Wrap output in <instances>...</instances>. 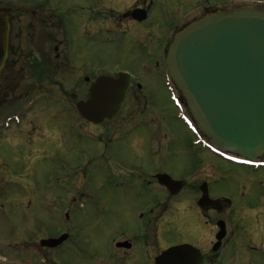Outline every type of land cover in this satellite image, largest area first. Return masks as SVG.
Listing matches in <instances>:
<instances>
[{
  "label": "flooded vegetation",
  "instance_id": "flooded-vegetation-1",
  "mask_svg": "<svg viewBox=\"0 0 264 264\" xmlns=\"http://www.w3.org/2000/svg\"><path fill=\"white\" fill-rule=\"evenodd\" d=\"M115 1L119 3L121 0H113L111 3ZM127 1L129 7L116 12L105 6L103 0H98L95 4L93 0H0V11L8 18L7 56L0 71V105L8 102V127L11 123H15L18 127L22 126L19 131L22 132L23 159H29L32 163L42 162L50 152L56 150L49 146L48 142L44 144L42 135L37 134V137H34L35 132L41 131L40 127H44V133L52 134L60 147H64L61 144L68 138L80 143L82 140L93 138L96 132L103 135L110 129L104 128V125L116 119L122 112H125L122 114V118L125 116L122 123L125 122L112 128L111 132L119 128H134L133 133H136L141 127L148 125V123L136 122L140 114L145 111V108H141L142 105H149L144 94L145 85L141 81L143 76L137 77L127 71L110 73L104 67L94 66L89 59L91 51L86 47L87 38L93 35L94 14L115 19V25L118 26L124 20L145 21L154 4V0ZM184 1L179 4L170 3L172 6L179 5V18L182 21L181 25L174 29L173 36L193 20L237 7L236 0H189L188 8L183 10ZM136 9H145L147 18L141 21L135 19L133 12ZM107 28L109 29V24ZM81 38L84 39L85 46L79 43ZM172 38L167 44L158 45L157 49L160 48L158 51L157 49L152 51L151 57L155 59L154 69H148V73L153 74L152 71L164 68L166 70L164 86L169 90L173 83L180 92L181 104L189 109L188 101L174 82L167 63ZM121 72L130 74L131 81L118 114L100 123L83 117L78 109V103L92 99L93 84L101 76L118 77ZM159 78L163 80L162 77ZM140 101L141 106L137 108ZM15 102L18 104L14 106ZM128 102L132 103L133 108L126 110ZM135 107L134 115L135 112L130 109L134 110ZM49 114L54 120L55 127L52 129L47 128L52 122ZM40 115H42L41 119H39ZM93 127L100 128L93 130ZM155 143L156 141L147 140L136 133L128 146L122 147L120 140H112L104 146L99 155L109 169L101 173L103 178L100 187L103 190H122L126 196L135 197L141 202L138 206L140 209L137 210V218L134 215L131 219L133 226L116 227L107 238H104L105 242L99 241L102 239L95 241L90 239L93 247L85 246L86 248L72 238L70 228L62 229L57 235L38 237L22 247L25 257L32 258L26 264H57L56 258L66 244L74 253L77 252L78 255L88 259V264H157L158 257L165 251L189 244L187 241L165 240L166 231L169 232L171 228L166 225L168 220L164 218V214L169 212L173 203L184 198L187 193L198 195L194 200L195 207L206 223L212 227L207 251L189 244L200 251L203 264H217L215 261L226 251L230 261L235 262L243 257L264 263V193L257 192L254 199L250 198L248 203L239 205L241 211L236 210L233 198L230 204L224 203L219 209H203L198 201L202 196L204 181L196 184L190 180L189 175L179 179L172 178L165 169L164 162L158 161L156 155L152 154V151L155 153ZM126 149L134 150L138 155L147 153L148 162L138 165L136 172L125 171L122 167L127 165L123 161ZM82 154L86 163L79 162L74 171L71 196L66 203L67 211L64 212L66 222L71 221L69 210L77 208L80 202L82 206L83 200L91 197V190L85 187V184L89 183L90 176H95V173L90 172L89 167L94 156L91 150L83 149ZM228 162L245 166L252 173H257L264 168V155L258 157L256 161L234 157ZM113 163L121 170L113 171ZM5 178L2 177L3 180ZM94 181L97 184L100 182L97 178ZM43 195L32 180L27 179L24 186L15 188L12 193L8 191L5 182L0 187V225L4 221L8 222L10 216L8 207L11 204H18L16 207L19 206L25 211L33 206L41 209L44 207ZM209 196L212 199L225 198L212 197L210 191ZM54 201L50 211L54 220L60 223L59 204L57 199ZM183 203L186 202L179 205ZM120 208L122 204L116 209ZM174 223L183 225L181 229L188 228V221L180 220V223L178 221ZM222 225L224 231L221 229ZM106 228L103 227L102 231L104 232ZM221 233L222 237L218 239ZM63 234H67L68 238L57 246L42 244L43 240L59 238ZM0 244V258L3 254L2 263L8 264V249L14 248L8 247V240L1 233Z\"/></svg>",
  "mask_w": 264,
  "mask_h": 264
},
{
  "label": "rangeland",
  "instance_id": "rangeland-1",
  "mask_svg": "<svg viewBox=\"0 0 264 264\" xmlns=\"http://www.w3.org/2000/svg\"><path fill=\"white\" fill-rule=\"evenodd\" d=\"M94 4L98 0H93ZM105 6H109L114 11H123L129 7V1L121 0L119 3L113 0H103ZM183 0H154L152 10L145 21L124 20L116 26L115 19L106 16L95 15L93 20V35L87 38V48L91 55L89 57L94 66L104 67L110 73L115 71H127L137 77H142L145 85L144 94L149 101V105H142L145 111L140 114L137 123H148L141 127L136 133L147 140L156 141L155 153L158 161L164 162L165 169L172 178H184L189 175L190 180L196 184L204 181L209 187L212 197L224 196L233 198L236 210L241 211L239 205L248 203L250 198L254 199L257 192L264 193V168L257 173H252L245 166H241L228 161L211 153L207 148L205 137L201 134L200 128L190 110L180 102V92L172 83L169 90L165 85V69L161 68L148 73V69H154L155 59L152 58V51L158 45H165L173 37L174 29L181 25L180 8L172 6L170 3L179 4ZM189 0L183 2V10L189 6ZM236 5H257L264 6V0H236ZM170 6V8H169ZM170 10L171 12H168ZM102 20V21H101ZM102 23H104L102 25ZM109 24V29L106 26ZM80 44L85 46L84 39L81 38ZM160 49V48H158ZM157 49V51H158ZM162 77L163 80H160ZM163 81L164 83H162ZM172 82V81H171ZM14 106L18 102L13 103ZM164 104V106H163ZM126 110L133 108L128 102ZM141 106V101L137 108ZM136 114V107L134 110ZM122 112L116 119L109 121L104 128H110L103 135H96L89 140H82L78 143L70 138L66 139L60 147L56 138L52 134H45L44 127H40L44 144L56 149L50 152L48 157L42 162H31L23 159L22 132L19 131L15 123L8 127V102L0 105V187L6 185L8 191L24 186V182L32 180L38 187L39 192L43 193L44 207L33 206L30 210L20 209L18 204H11L8 207V222L4 221L0 225V233L8 240V264H26L32 258H26L22 253V247L32 240L45 235H57L59 231L70 228L72 238L80 242L81 246L93 247L92 241L99 240L105 242L108 234L112 233L116 227L133 226L132 218H137L140 209V201L132 196H126L123 191L103 190L102 175L109 170L99 157L104 146L112 140H120V146L126 147L131 143L135 134L133 129L119 128L115 132L111 129L123 124ZM128 113V112H127ZM126 113V114H127ZM45 117V113L43 114ZM39 116V119H41ZM51 125L47 128L52 129L54 120L51 118ZM100 127H93L97 130ZM199 128V129H198ZM24 136L25 133H24ZM29 136V134H27ZM161 143V146H159ZM83 149L93 152V160L89 164L92 171L100 182L97 184L95 176L89 177V183L85 187L90 188L91 197L83 200L77 208L69 210L70 220L66 222L64 212L67 211L66 203L70 198L73 187V174L79 162L86 163L83 156ZM151 154V152H150ZM98 157H97V156ZM125 161L127 165L122 168L125 171L136 172L138 165L148 162L147 153L136 154L134 150H125ZM121 160V161H122ZM29 162V163H28ZM114 164V163H113ZM112 170L117 172L121 168L116 165ZM31 175V178H30ZM5 176V180L2 177ZM101 176V177H99ZM2 184V185H1ZM59 194V195H58ZM124 194V195H123ZM197 194L187 193L184 198L173 203L169 212L164 214L168 220L166 223L171 229L167 232L168 241L189 242L203 251L209 248L212 227L207 224L195 207ZM54 199L59 204L61 218L60 223L55 221L50 211ZM182 202H186L181 204ZM122 204V208L116 209ZM34 205V204H33ZM124 206V207H123ZM22 207V206H21ZM12 208V209H11ZM36 212V213H35ZM38 212V213H37ZM128 214V216H127ZM128 218L130 220H128ZM188 221V228L177 225L174 221ZM103 227H107L104 232ZM73 231V232H72ZM86 241H90L87 242ZM1 245V244H0ZM68 244L61 248V253L56 258L57 264H88V259L74 253L69 249ZM86 246V247H85ZM4 255L0 258V264L4 262ZM217 264H264L254 260L250 261L240 257L237 261H230L228 252H223L215 261ZM5 264V263H4Z\"/></svg>",
  "mask_w": 264,
  "mask_h": 264
},
{
  "label": "water",
  "instance_id": "water-1",
  "mask_svg": "<svg viewBox=\"0 0 264 264\" xmlns=\"http://www.w3.org/2000/svg\"><path fill=\"white\" fill-rule=\"evenodd\" d=\"M133 17L145 20L147 11L136 9ZM7 39L8 18L0 11V71ZM167 63L195 120L216 148L249 159L264 155V9L221 10L189 22L175 35ZM130 81L127 73L101 76L92 86V99L78 103L82 116L96 123L115 117ZM224 203L230 199H212L208 186H202L198 204L203 209H219ZM67 238L64 234L42 244L57 246ZM157 264L203 260L199 250L185 244L164 252Z\"/></svg>",
  "mask_w": 264,
  "mask_h": 264
}]
</instances>
